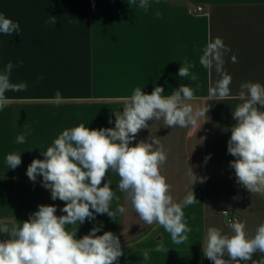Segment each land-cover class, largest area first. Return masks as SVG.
I'll list each match as a JSON object with an SVG mask.
<instances>
[{"label": "crops", "instance_id": "crops-1", "mask_svg": "<svg viewBox=\"0 0 264 264\" xmlns=\"http://www.w3.org/2000/svg\"><path fill=\"white\" fill-rule=\"evenodd\" d=\"M147 9L128 0H0V14L19 22L20 33H0V72L11 61L15 67L12 83L25 82L27 91H8L10 103L0 110V227L22 223L41 204L55 205L57 215L64 202L51 199L50 190L26 175L41 151L52 145L63 130L83 123L90 129L115 126L114 110L123 111V100L136 88L151 94L164 88L171 95L180 85L195 90L194 105H210L208 120L200 127H164L163 120L148 121L132 142L158 138L167 152L161 172L171 185L170 195L177 203L191 191L197 202L183 211L188 226V240L174 244L158 224L147 225L131 208L118 188L119 176L109 172L112 189L120 199L111 208L125 207L112 220L107 214L94 220L69 226L77 229V238L94 226H102L98 235L111 231L118 236L124 253L119 264H213L203 255V243L209 227L231 234L221 212L237 215L254 234L264 223V196L250 193L238 184L227 151L230 128L235 123L232 109L240 101L241 83L264 84V0H148ZM202 5L206 15L190 16V6ZM160 15L157 16L156 13ZM56 17L55 26L46 24ZM222 38L231 51L225 56L224 71L232 77V98L208 101V88L220 77L199 63L209 39ZM237 62H231V56ZM198 80L179 77L184 61ZM23 61L20 65L18 62ZM42 76V80L37 78ZM197 85L199 87L197 88ZM57 90L62 101L53 102ZM112 123H109V120ZM25 143L16 137L25 134ZM203 138V139H202ZM201 141V142H200ZM155 147V146H154ZM21 155L22 163L8 169L6 156ZM206 161V157H209ZM189 167L197 177L191 185ZM239 197V199H235ZM0 233V239H7ZM162 244L163 251H155ZM149 259H143V252ZM227 259V257H225ZM261 259V254L253 260ZM244 264V262H241ZM251 264V261L248 262Z\"/></svg>", "mask_w": 264, "mask_h": 264}, {"label": "clouds", "instance_id": "clouds-1", "mask_svg": "<svg viewBox=\"0 0 264 264\" xmlns=\"http://www.w3.org/2000/svg\"><path fill=\"white\" fill-rule=\"evenodd\" d=\"M128 2L134 4L136 0ZM139 7L147 9L148 0H139ZM46 24L55 26L56 17L50 16ZM20 31L18 21L13 22L0 14V33L11 36ZM230 51L222 38H210L199 57L203 68L209 73L215 70L220 77L210 84L208 101L232 98V77L224 71L225 56ZM231 62H237L235 55L231 56ZM18 63L22 65L23 61ZM14 67L9 61L0 72V110L10 103L6 92L27 91L28 88L25 82H11ZM194 67L186 59L178 70L179 77L190 76L192 81L198 80V76L190 72ZM163 93L161 86L154 87L151 94L136 88L131 96L124 98L123 111H113L114 127L90 129L81 123L65 129L51 146L41 151L43 159L32 160L27 167V177L32 182L38 176L42 177V186L50 190L51 199L64 202L60 209L64 214L57 215L55 205L41 204L22 223L0 227V233L8 237L0 239V264H119L124 253L115 233L105 231L98 235L102 226H94L88 234L77 238V229L69 230V226L94 220L96 215L107 214L114 220L117 214L125 213L123 206L115 210L111 208L113 199H120L111 187V180L107 179L100 186L110 171L119 176V190L145 224L162 226L170 233L174 244L188 240L192 229L183 208L197 202L192 188L182 202L173 200L171 185L161 172L167 161V152L158 138L130 145L142 129L149 128L150 120L162 119L164 127L171 128H187L198 123L200 127L208 120L206 114L210 105H194L192 102L198 99L195 90L186 85H180L171 95L164 96ZM234 98L240 101L231 113L235 123L224 129L231 132L227 151L235 159L230 161V167L235 171L238 184L252 195L264 196V84L241 83ZM61 101V92L57 90L53 102L59 104ZM109 123H112L111 119ZM25 137L26 133L18 135L17 143H25ZM209 158L206 157V161ZM21 163L20 153L6 156L8 169L14 170ZM188 176L191 185L204 182V178L197 177L190 167ZM230 211L229 207V211L221 213L229 217ZM226 224L230 235L216 227L207 229L203 255L213 264H248L249 261L264 264V223L254 234H249L246 225L235 217L227 219ZM163 250L162 244L155 249L158 252ZM257 253L261 254V259L253 260ZM143 259H149L148 251L143 252Z\"/></svg>", "mask_w": 264, "mask_h": 264}, {"label": "built area", "instance_id": "built-area-1", "mask_svg": "<svg viewBox=\"0 0 264 264\" xmlns=\"http://www.w3.org/2000/svg\"><path fill=\"white\" fill-rule=\"evenodd\" d=\"M188 14L190 16H203V15H206V10L205 8L202 6V5H196V6H190V8L188 9ZM237 218L240 220V218L233 214V213H230V216L229 217H224V223H225V226L229 229V227L227 226L226 224V220L227 219H231V218Z\"/></svg>", "mask_w": 264, "mask_h": 264}]
</instances>
